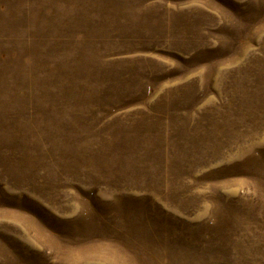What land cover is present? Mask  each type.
Returning a JSON list of instances; mask_svg holds the SVG:
<instances>
[{
  "label": "rangeland",
  "instance_id": "1",
  "mask_svg": "<svg viewBox=\"0 0 264 264\" xmlns=\"http://www.w3.org/2000/svg\"><path fill=\"white\" fill-rule=\"evenodd\" d=\"M0 264H264V0H0Z\"/></svg>",
  "mask_w": 264,
  "mask_h": 264
}]
</instances>
